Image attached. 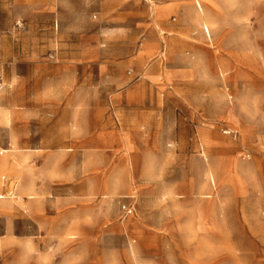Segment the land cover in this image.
<instances>
[{"label":"rangeland","instance_id":"rangeland-1","mask_svg":"<svg viewBox=\"0 0 264 264\" xmlns=\"http://www.w3.org/2000/svg\"><path fill=\"white\" fill-rule=\"evenodd\" d=\"M0 264H264V0H0Z\"/></svg>","mask_w":264,"mask_h":264},{"label":"built area","instance_id":"built-area-1","mask_svg":"<svg viewBox=\"0 0 264 264\" xmlns=\"http://www.w3.org/2000/svg\"><path fill=\"white\" fill-rule=\"evenodd\" d=\"M123 210L127 213V214H131L133 211V208L129 205H124L123 206Z\"/></svg>","mask_w":264,"mask_h":264},{"label":"bare ground","instance_id":"bare-ground-1","mask_svg":"<svg viewBox=\"0 0 264 264\" xmlns=\"http://www.w3.org/2000/svg\"><path fill=\"white\" fill-rule=\"evenodd\" d=\"M199 4V3H198ZM200 6V5H199Z\"/></svg>","mask_w":264,"mask_h":264}]
</instances>
